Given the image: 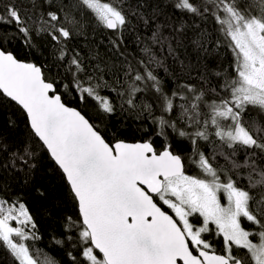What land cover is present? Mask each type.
<instances>
[{"label": "snow or ice", "instance_id": "obj_1", "mask_svg": "<svg viewBox=\"0 0 264 264\" xmlns=\"http://www.w3.org/2000/svg\"><path fill=\"white\" fill-rule=\"evenodd\" d=\"M0 117V264H264V0H0Z\"/></svg>", "mask_w": 264, "mask_h": 264}, {"label": "trees", "instance_id": "obj_2", "mask_svg": "<svg viewBox=\"0 0 264 264\" xmlns=\"http://www.w3.org/2000/svg\"><path fill=\"white\" fill-rule=\"evenodd\" d=\"M209 31L212 29V25H208ZM89 31V40L87 42L83 40H79L78 43L86 46L99 47L101 53L105 51L108 46V39L111 36L110 32L103 31L101 29H96L95 31L92 28L88 29ZM131 49V45H129ZM230 52L224 53V59L227 61L230 59ZM227 66V64H225ZM71 99V98H69ZM71 106L79 107L82 111H85L87 114L95 116L94 108L89 102V105L85 107L83 104L77 105L73 103ZM3 119V117H0ZM13 119H17L19 127L15 129L8 130L9 140L12 143H19L24 140L26 136V129L24 124L19 120V118L13 116ZM98 122V121H97ZM104 127V125H101ZM50 162L45 160L39 166L37 171L34 174L33 184L29 188L25 189L23 192L24 199L26 204L28 205L30 211L37 218L38 222L41 224V235L44 237L42 240L36 242L37 248H43L45 252H49L50 254L56 255L57 259H62L57 253H55L49 245V235H45L44 226L47 224V216L45 215V210L50 209L52 204L59 203L60 200L64 196V190L61 186V182L57 178V174L54 173L49 166ZM190 174H195L194 171H190ZM40 189L44 193V196H40L39 193L35 189ZM15 191H19V189H14ZM60 211L62 214H72L70 204H64L61 206ZM15 226V225H14ZM49 229V234H50ZM46 245H48L46 247ZM217 250L219 251V245L217 246ZM3 259V254L0 253V260Z\"/></svg>", "mask_w": 264, "mask_h": 264}, {"label": "rangeland", "instance_id": "obj_3", "mask_svg": "<svg viewBox=\"0 0 264 264\" xmlns=\"http://www.w3.org/2000/svg\"><path fill=\"white\" fill-rule=\"evenodd\" d=\"M222 195V194H221ZM222 203H226V201L223 199V195H222Z\"/></svg>", "mask_w": 264, "mask_h": 264}, {"label": "water", "instance_id": "obj_4", "mask_svg": "<svg viewBox=\"0 0 264 264\" xmlns=\"http://www.w3.org/2000/svg\"><path fill=\"white\" fill-rule=\"evenodd\" d=\"M73 107V106H72Z\"/></svg>", "mask_w": 264, "mask_h": 264}]
</instances>
